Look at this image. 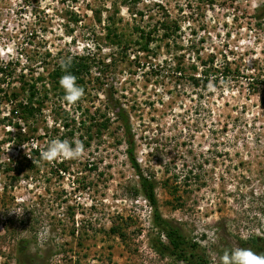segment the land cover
<instances>
[{
	"label": "rangeland",
	"instance_id": "obj_1",
	"mask_svg": "<svg viewBox=\"0 0 264 264\" xmlns=\"http://www.w3.org/2000/svg\"><path fill=\"white\" fill-rule=\"evenodd\" d=\"M106 17L126 34L161 20L178 30L158 36L148 53L122 57L102 39ZM58 50L88 52L98 63L80 101L55 103L73 134L59 118L54 124L45 103L37 130L20 125L29 139L19 153L57 138L82 142L85 153L25 170L7 141L18 131L2 119L9 105H0V264H183L152 248V211L118 122L89 139L76 127L83 109L112 119L114 101L127 113L133 155L153 181L160 216L196 243L205 263L222 264L235 248L264 254V0H0V61L37 65ZM195 57L224 63L226 78L215 72L192 84L190 76L200 77L190 68ZM176 61L185 76L172 74ZM5 164L21 169L16 179Z\"/></svg>",
	"mask_w": 264,
	"mask_h": 264
},
{
	"label": "trees",
	"instance_id": "obj_2",
	"mask_svg": "<svg viewBox=\"0 0 264 264\" xmlns=\"http://www.w3.org/2000/svg\"><path fill=\"white\" fill-rule=\"evenodd\" d=\"M73 22L77 20L75 17L71 19ZM97 21L99 22L98 18ZM103 28L105 30L102 39L114 47L117 51V55L122 57L129 54V52H146L148 53L150 48L149 44L153 42L158 36L159 39L169 38L177 32L178 25L175 22L166 23L164 21H155L150 28L139 27L132 25L129 27L127 34L123 30H118L114 21L110 17H106ZM46 56H50L48 51H44ZM89 53H68L66 52L60 56L59 50L54 53L53 56L44 60L40 58L37 60V65H30L24 63L22 67H15L16 61H0V105H9L8 115H3L2 119L11 121L14 127L18 130L14 136L10 134L7 141H14L15 146L18 148V153L21 151L19 145L21 142L28 141V137L25 133H20L19 129L21 126L25 127L27 131L37 130V117L42 115L45 103L51 102L50 112L54 115V124L59 118L63 122V117H65L67 111L56 101L62 100V104L67 103L63 97L65 95L64 89L60 86V78L71 73L77 77V83L84 88L86 92L87 85L92 81L89 70L91 66L98 65L97 62L93 61L92 55L88 56ZM196 64L191 63L190 68L196 70L199 67L200 77L190 76L189 80L192 84L196 85L198 80L205 81L209 75L219 74L220 80L226 78V74L229 72L226 65L221 63L218 68H214V63L212 58L206 59V61L201 58L195 57ZM26 61H30L26 57ZM62 65H68L67 69H63ZM184 67L181 62L176 61L173 65L172 74L175 76H185ZM214 72V73H212ZM17 73V74H15ZM219 77L218 75H216ZM214 78V77H213ZM11 82H16V86L9 87ZM92 83V82H91ZM78 108L79 105H76ZM87 109H83L80 112V117L76 122V127L82 131V134L86 135L89 139L91 131H98L106 129L112 120L118 122V126L121 128L122 136L125 140V154L130 168L134 171L137 177V183L139 187V192L143 199L147 202L152 211V224L157 231V237L151 242L154 251L160 254H167L174 257L176 260L181 261L183 264H206L203 256L196 251V243L190 242L184 238L178 227L169 223L163 219L157 209L156 198L154 194L153 181L148 175L141 172L139 164L137 163L133 155V142L131 135L129 133V121L126 111L120 107L115 101L111 105V112L113 118L108 115H96L95 111L91 112L90 115ZM96 115V117H95ZM13 119V121H12ZM60 121V122H61ZM21 125V126H20ZM61 128L66 130L69 136L73 134V127L69 126L65 121L60 124ZM53 129L54 128V125ZM47 128L45 127L42 134L46 135ZM66 134V135H67ZM40 136V135H37ZM43 136V135H42ZM81 137V136H80ZM70 140V139H69ZM4 141H0L1 143ZM72 145L73 142H70ZM85 145L88 142H84ZM46 146V144H45ZM39 147V145H31L27 153H19L18 156L23 161L21 162V167L25 170H32L36 168L39 162L46 161L42 159L41 152L47 150V147ZM59 169V171H64L63 162L59 161L54 165ZM3 170L6 171H16L14 175L8 173V179H16V176L20 173V168H16L9 164H5ZM110 233L117 234L116 227H109ZM164 238V241L160 239ZM25 243L20 242L19 246L23 248Z\"/></svg>",
	"mask_w": 264,
	"mask_h": 264
},
{
	"label": "clouds",
	"instance_id": "obj_3",
	"mask_svg": "<svg viewBox=\"0 0 264 264\" xmlns=\"http://www.w3.org/2000/svg\"><path fill=\"white\" fill-rule=\"evenodd\" d=\"M68 65H62L63 69H67ZM60 86L64 89L65 95L63 99L69 104H76L80 101L85 92L84 88L77 83V77L71 73H67L60 78ZM75 146L68 140L53 139L47 150L41 152L42 159L52 162L58 158L78 159L85 153L82 142L75 141ZM222 264H264V254H258L251 248H235L231 252L225 251L222 257Z\"/></svg>",
	"mask_w": 264,
	"mask_h": 264
}]
</instances>
